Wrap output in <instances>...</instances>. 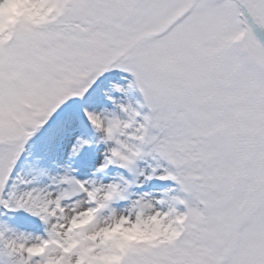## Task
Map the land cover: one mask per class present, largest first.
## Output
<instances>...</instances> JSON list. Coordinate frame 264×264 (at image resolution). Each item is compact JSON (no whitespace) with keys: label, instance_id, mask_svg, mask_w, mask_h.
Masks as SVG:
<instances>
[{"label":"snow or ice","instance_id":"6c2138e0","mask_svg":"<svg viewBox=\"0 0 264 264\" xmlns=\"http://www.w3.org/2000/svg\"><path fill=\"white\" fill-rule=\"evenodd\" d=\"M0 264H264V0H0Z\"/></svg>","mask_w":264,"mask_h":264},{"label":"clouds","instance_id":"9594fccd","mask_svg":"<svg viewBox=\"0 0 264 264\" xmlns=\"http://www.w3.org/2000/svg\"><path fill=\"white\" fill-rule=\"evenodd\" d=\"M161 227H162V226H161L159 223H157L156 226H155L154 233H159ZM143 235H144L143 233H136V234H134V236H143Z\"/></svg>","mask_w":264,"mask_h":264},{"label":"rangeland","instance_id":"374dc122","mask_svg":"<svg viewBox=\"0 0 264 264\" xmlns=\"http://www.w3.org/2000/svg\"><path fill=\"white\" fill-rule=\"evenodd\" d=\"M149 187H151V185ZM12 223H19L22 227H27L25 221L19 217L16 220H13Z\"/></svg>","mask_w":264,"mask_h":264}]
</instances>
